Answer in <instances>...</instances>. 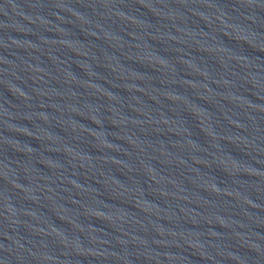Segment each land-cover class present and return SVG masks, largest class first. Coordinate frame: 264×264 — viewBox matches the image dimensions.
<instances>
[{
	"label": "water",
	"instance_id": "95a60500",
	"mask_svg": "<svg viewBox=\"0 0 264 264\" xmlns=\"http://www.w3.org/2000/svg\"><path fill=\"white\" fill-rule=\"evenodd\" d=\"M0 264H264V0H0Z\"/></svg>",
	"mask_w": 264,
	"mask_h": 264
}]
</instances>
